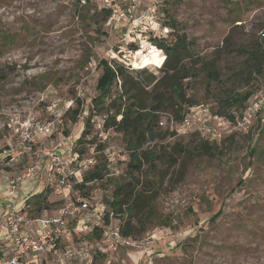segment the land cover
Wrapping results in <instances>:
<instances>
[{
    "label": "rangeland",
    "instance_id": "rangeland-1",
    "mask_svg": "<svg viewBox=\"0 0 264 264\" xmlns=\"http://www.w3.org/2000/svg\"><path fill=\"white\" fill-rule=\"evenodd\" d=\"M123 5L130 16L125 23L104 19L100 0L84 4L79 0H0V32L6 33L5 39L0 35V152L12 139L11 117L54 120L52 134L41 138L37 148L50 140L77 141L90 116L92 135L87 138L93 143L81 158L92 160L90 168L105 161L110 173L88 184L87 197L74 189L71 195L88 201L90 223L100 225L99 213L115 185L129 180L125 136L113 130L99 135L95 126L101 115L97 109L90 111L104 66L122 64L126 73L137 74L141 80L149 74L159 76L166 54L153 38L173 40L185 34L187 50L195 56L211 59L221 53L217 68L222 71L242 60L238 46L264 32V0H127ZM152 6L154 11L148 10ZM141 14L144 19L139 25L132 23L131 18ZM143 24L152 32L140 34ZM143 39L151 45L141 50L147 54L150 47L151 51L138 61L135 51ZM153 46L161 53L154 52ZM158 54L164 58L160 65ZM194 85L203 109L214 107L205 80L196 79ZM120 87L117 80L107 102L115 100ZM263 88L264 78L258 77L251 98ZM68 108L82 109L75 121L73 112L66 115ZM159 120L169 133L156 146L174 150L178 160L170 165L165 158L157 172L147 173L155 191V218L144 224L146 229L137 238H126L96 257L69 264H264V112L255 116L247 132L236 131L218 140L209 152L199 145L201 133L172 134L174 124L168 112H160ZM100 140L105 149L95 151ZM25 159L23 167L31 165L35 156ZM146 168L144 162L143 172L136 175L137 191L148 188ZM11 170L0 163V176ZM27 182L33 187L38 180ZM48 200L50 213L59 201L52 194ZM219 210L221 215L213 219ZM124 217L112 214L111 223L118 225ZM91 228L88 224L84 233L75 234L72 244L89 241ZM30 259L24 264H68L50 256Z\"/></svg>",
    "mask_w": 264,
    "mask_h": 264
},
{
    "label": "trees",
    "instance_id": "trees-1",
    "mask_svg": "<svg viewBox=\"0 0 264 264\" xmlns=\"http://www.w3.org/2000/svg\"><path fill=\"white\" fill-rule=\"evenodd\" d=\"M101 6L104 19L108 20L110 13L102 3ZM4 34L6 33L0 32L1 38L5 39ZM153 41L166 54L164 62L162 54L157 55L159 65L163 62L159 76L149 74L141 80L137 74L126 73L122 64L114 63L111 67L104 66L96 82V95L92 99L90 111H99L103 118V131L108 133L113 130L125 136L129 147V180L127 183L120 182L115 185L111 199L105 202L103 223L90 231L87 235L89 241L101 237L102 230L111 221L112 214L125 215L118 228L123 237L130 239L137 238L146 229L144 224L155 218V191L147 173L157 172L159 163L165 158L169 160L170 165L176 164L178 160L174 150L167 152L163 147L156 146L157 142L169 133L167 129L159 126L160 112H168L171 121L179 123L191 106L200 104L194 85V81L200 78L205 80L207 89H210L209 97L215 104L214 107L208 108L209 112L234 121L253 100L252 89L258 77L264 78V32L259 36H251L248 43L238 46L236 51L242 60L228 65L222 71L217 68L221 53L211 59L195 56L187 50L189 42L185 34L176 36L173 40L161 38L158 41L153 38ZM153 48L154 52L161 53L154 46ZM117 80L121 81L120 92H117L115 100L107 102ZM148 87L150 88L147 89ZM81 111L79 108H68L65 113L67 115L73 112L74 115L70 119L75 121ZM262 111L264 112V108L258 114L263 113ZM90 119L88 116L74 147L80 157L93 143V139L87 138L92 135ZM171 133L174 134V131ZM217 141L201 136L199 145L209 152L216 148ZM104 149L103 142L100 141L94 150L101 152ZM144 162L147 163L144 185L148 188H145V191L144 188L137 191L136 175L143 172ZM109 173L110 165L105 161L95 164L77 178L79 180L76 181L74 190H79V195L87 197L88 184L103 180ZM49 194V188L34 194L24 202L22 210L26 213L30 211L31 214L42 213L49 206ZM221 213L219 210L213 215V219ZM1 247L0 243V249ZM98 254L100 253L93 254V257Z\"/></svg>",
    "mask_w": 264,
    "mask_h": 264
},
{
    "label": "built area",
    "instance_id": "built-area-1",
    "mask_svg": "<svg viewBox=\"0 0 264 264\" xmlns=\"http://www.w3.org/2000/svg\"><path fill=\"white\" fill-rule=\"evenodd\" d=\"M79 1L80 4L85 3V0ZM100 1L110 13L109 22L121 21L125 23L130 19L128 9L123 5L127 0ZM129 1L132 2V0ZM150 9L154 11V6L148 10ZM141 19H144L143 14L131 18V21L139 25L138 21ZM141 27L140 34L152 32V29L146 24ZM125 36L129 37V32ZM146 40H138L139 44L135 53L144 49L146 45H151L147 44ZM263 108L264 88L255 94L254 100L234 121L212 114L208 109H203L202 104H199L191 106L179 123L172 122L174 124L173 131L177 135L201 133L202 136L220 140L236 131L247 132L255 116ZM8 125L12 131L13 141L0 152V163H3L6 168L15 169L20 165L23 157L34 158L35 156V161L14 175L6 173L2 175L5 182L3 193L9 198L10 207L2 218V224L6 230L7 247L1 250L2 246L0 249V264H24L25 260H31V256H42L43 258L50 256L53 261L69 264L76 259H83L90 255L93 256L95 253H103L109 248H115L117 243L126 240L120 234L118 225H113L110 221L103 228L99 239L83 240L73 245V236L84 233L88 224L92 225L91 229L97 225L101 226L98 222L90 223L88 201L82 197L71 195L77 178L90 169L92 160L83 159L74 151L76 140H67L66 143L63 142L65 145L62 142L50 140L34 148L41 138L49 137L52 134L54 120L41 121L28 115L24 120L11 117ZM159 125H164V122L160 120ZM95 127L100 131L99 135L105 133L102 117ZM62 149L65 151V155L60 153ZM41 167L45 171L44 183L50 193L58 197L59 205L56 212L51 214L47 211L40 214L26 213L22 210L23 207L15 201V193L24 181L35 179L38 169ZM99 214L103 222L104 208ZM39 264L49 263L41 261Z\"/></svg>",
    "mask_w": 264,
    "mask_h": 264
},
{
    "label": "crops",
    "instance_id": "crops-1",
    "mask_svg": "<svg viewBox=\"0 0 264 264\" xmlns=\"http://www.w3.org/2000/svg\"><path fill=\"white\" fill-rule=\"evenodd\" d=\"M12 141H13V136H12V139L8 142V144H10ZM64 143H66V142H64ZM60 153L65 155V151L63 149L60 150ZM25 158H27V157H23L22 160H21L20 165L17 166L15 169H13L11 171H4V172L6 174H9V175H14L15 173H18V172L22 171L23 169L26 168V167H23V165H22V163H24V161L26 160ZM19 168L21 169L20 171H18ZM44 174H45L44 168L43 167L39 168L37 176L35 178V179L38 180V182L33 187L31 185V183L27 182V183H23L16 190L15 201L18 202V204L20 206L24 207V202L27 199L31 198L34 194L43 191V189L47 188L46 184L44 183ZM2 175H3V173L0 176V243L3 246L1 250H4V248L7 247V242H6V238H5L6 230L3 227L2 218H3V215L5 214V212L10 207V200L7 197V195L5 193H3V189L5 187V182H4L3 178H2ZM51 194L52 193H50L49 195H51ZM56 210H57V207L55 208V210L53 212H50V214L56 212ZM44 211H47V210H44Z\"/></svg>",
    "mask_w": 264,
    "mask_h": 264
},
{
    "label": "bare ground",
    "instance_id": "bare-ground-1",
    "mask_svg": "<svg viewBox=\"0 0 264 264\" xmlns=\"http://www.w3.org/2000/svg\"><path fill=\"white\" fill-rule=\"evenodd\" d=\"M150 51H151V48L149 47V51H148L147 54H149ZM147 54H144V52H143L142 50L137 51V52H136V56H137V59H138V57H139L138 61H142L143 58H144ZM138 55H139V56H138Z\"/></svg>",
    "mask_w": 264,
    "mask_h": 264
}]
</instances>
